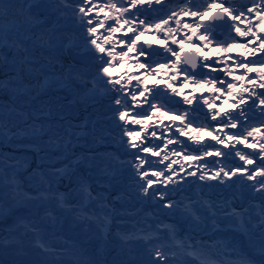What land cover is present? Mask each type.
Wrapping results in <instances>:
<instances>
[{"label": "snow or ice", "instance_id": "6c2138e0", "mask_svg": "<svg viewBox=\"0 0 264 264\" xmlns=\"http://www.w3.org/2000/svg\"><path fill=\"white\" fill-rule=\"evenodd\" d=\"M217 5L219 10L209 17ZM48 10L56 17L51 26ZM185 17L189 20L184 21ZM61 19L79 34L81 43L74 48L83 49L82 68L65 79L84 86L91 83L109 101L107 121L112 127L104 128L103 134L97 132L95 122L91 128L74 123L63 106L31 103L39 92L33 96L31 91H20L23 73L43 70L36 68L37 51L53 71L59 63L56 53L63 50L66 31L59 25ZM233 32L248 39L240 43ZM148 34L151 39L145 38ZM234 46L241 50L237 57L213 59L230 53ZM185 48L191 50L185 52ZM125 65L129 71L114 75V69L123 70ZM133 69L135 74H130ZM0 76V91L27 95L31 109L16 112L11 108L6 113L9 106L0 105V139L28 137L29 143L19 147L37 154V169L46 161L51 163L53 151L61 165L47 172L33 170V177L39 175V186L32 194L16 176L17 170L28 166V157L0 152V224L13 225L7 236L0 235V250L14 244L18 256H25L16 233L23 229V235L39 236V232L35 221L21 212L40 205L45 217L55 221L49 202L70 211L77 220L94 224L99 242L97 249L86 254L67 241L57 247L38 239L39 259H19L14 264H225L217 257H228L227 264H264V0L239 5L232 0H0ZM12 113L24 118L23 132L8 130L5 121ZM170 115L175 120L166 122ZM114 132L123 156L131 159L111 157L105 171L128 174L138 196L156 207L157 225L139 229L143 235L117 231L115 238L127 251L123 258L109 260L105 252L113 236V220L107 213L87 210L90 202L100 203L101 209L107 205L103 194L94 195L81 174L83 167L97 166L100 158L92 147L86 152H78L77 147H87L89 137L92 143L109 137L115 140ZM205 133L214 143L204 141ZM237 145L256 151L245 152ZM221 157L223 161L215 159ZM236 157L243 161L239 166L231 163ZM218 163L223 166L217 167ZM238 176L235 182L259 203L248 207L242 203L237 210L232 200L206 199L204 185H198L211 180L231 188L229 181ZM192 185H198L195 197L190 194ZM61 187L65 190L60 191ZM160 213L182 217L183 222L161 229ZM219 219L228 228H221ZM209 220L213 233L230 229L242 234L245 242L228 235L204 239ZM134 240L142 242L138 253L131 247Z\"/></svg>", "mask_w": 264, "mask_h": 264}, {"label": "bare ground", "instance_id": "6f19581e", "mask_svg": "<svg viewBox=\"0 0 264 264\" xmlns=\"http://www.w3.org/2000/svg\"><path fill=\"white\" fill-rule=\"evenodd\" d=\"M53 2H59V0H53ZM249 2L250 0H232V3L236 5L249 4ZM154 7L158 6L154 5ZM51 12L52 10H48L47 18L49 20V26H51L53 23H56V17L51 15ZM183 19L184 21L189 20L188 17ZM59 25L65 28L66 31L63 34V50L56 53L60 57V60L59 63L56 64L55 70L53 71L52 69L46 67L47 61L45 60L44 56H42L41 53L37 51L35 53V58L39 60V63L36 65V68L41 69L43 67V70L23 73L20 77L22 81L20 91L22 93L31 91L33 96H36L37 92H39L38 99L31 101V103L38 106L41 102H48L57 109L63 106L66 113L70 112L72 114L74 123H87L89 128H91L92 123L95 122L97 132L103 134L102 130L104 128L112 127V125H110L107 121L109 101L104 97L102 92L93 89L91 83L84 86L81 85L79 81H76V83L73 84L65 79V77L69 75L74 76L76 71L80 70L81 67L67 62L63 51L66 47L77 50L74 48V45L76 43H81V41L78 39L79 34L75 32V30L70 25H65L63 19L59 21ZM240 26L242 29L245 27V25ZM225 35H227V33H225ZM232 35L236 36L237 41L240 43H243L246 39H248L239 37L235 32H233ZM145 38L151 39L152 34H148ZM143 39L144 38H142V40ZM81 50L83 49L78 51ZM184 50L188 52L191 49L185 48ZM240 51L241 50L238 47L234 46L230 53H220L213 57V59L219 58L223 60L225 55L237 57ZM44 55L46 56L47 53ZM249 59H251V57H249ZM3 71L7 72L10 71V69H4ZM125 71H129L128 65H125L123 70L119 68L114 69V75L116 73L123 75ZM135 72L136 70L133 69L130 74H135ZM0 78H3V76H0ZM157 79H159V77H157ZM65 85L68 86L65 87ZM186 91H190V89ZM204 95H209L206 89L204 91ZM176 99L180 98L177 97ZM29 102V97L27 95H20L18 97L13 91H0V105L9 106L8 109H6V113L11 108H15L16 112L21 110L30 112L31 109L27 106ZM217 103L219 104V101ZM205 111H207L206 106ZM23 119V117L17 116L16 113H12L5 121L8 124V130H10L11 133L23 132L25 130ZM173 120H175L174 115H170L166 118V122ZM179 123V121H176V124ZM225 131L230 130L225 129ZM262 132H264V129H262ZM113 135L117 137L115 140L109 137L103 142L96 143H92V138L89 137L87 147H77L78 152H86L88 147H92L96 149L95 154L100 158L97 161V166H94L91 169L83 167L81 169V174L91 184V190L93 191L94 195L96 193L103 194L102 202L107 205V207L101 209L100 203L90 202L87 210L89 212L95 211L98 214L101 212L107 213L113 220V236L109 238L110 242L105 252V255L109 260H112L113 257H116L117 259L123 258L121 254L127 251V249L121 245L119 240L115 238L117 231H119L121 234L131 233L134 235H143V233L139 232V229L143 228L145 230H149L148 226L150 224L153 226V228L157 225L156 207H154L151 202L145 201L142 197L138 196L134 188L131 186V180L128 179V174L126 172L116 171L114 174L110 175V168L108 171H105V168L108 165V161L111 157L119 156L123 160L131 159L130 157L123 156L124 150L119 144L118 133L114 132ZM256 139L259 140L260 137L257 136ZM251 140L252 138H249V142H251ZM204 141L214 143V141H211V138L207 135V133L204 134ZM20 143H29V138L25 136L4 137L0 139V152L20 157H28V166L21 167L19 170H17L16 176L18 182L23 185L25 191H31L32 194H35L34 187L39 186V175L33 177V170H37V173H39L40 171L47 172L53 167H60L61 165L56 160V157L59 154L55 151L51 152V163L46 161L39 169H37V163H39L37 154L28 148L19 147ZM14 144L17 146L14 147ZM84 144L85 142L81 141V145ZM237 147L243 148L245 152L256 151V149H248L242 145H237ZM40 155H43V153ZM145 155L150 156V154ZM150 158L158 159L156 157ZM206 159L211 161L214 158L207 157ZM215 159L223 161L222 157ZM231 163L239 166L243 163V161H240L239 158L236 157L231 160ZM221 166H223L222 163L217 164V167ZM248 167L251 168V165ZM187 179L191 181L195 178L188 177ZM238 179L239 176L233 177L232 181H229V183H232L231 188L227 187L226 184H219L218 182L211 180L199 181L198 185H204L203 193L205 194L206 199L215 202L232 200L233 206H235L237 210H240V205L242 203L245 207H248L249 203L253 205L259 203L258 200L252 199L244 186L235 182L238 181ZM245 183L251 182L245 181ZM198 185L191 186L190 194H192L194 197L199 190ZM208 185H211V187H208ZM64 190V187L60 188V191ZM49 206L53 209V215L56 216L55 221L45 217V209L40 205L33 206L30 210L21 212V215L25 216L28 220L35 221L39 236L32 232H28L27 235H23V229H21L19 233H16L17 238L23 241V246L26 244H32L29 246V248L24 247L27 254L20 259L27 261L28 259H31V257L39 255V249L36 247V242L38 239H40L41 242H54L57 247L62 246L64 242L67 241L69 244H74L81 251H85L86 254H91L99 247V242L96 239V229L94 224L91 222L75 219L74 215L70 211L58 209L55 202H49ZM226 210L230 211V209ZM159 220L163 221V223L159 225L161 229H164L166 225H172L177 221L181 223L183 222L182 217H168L164 216L162 213L159 214ZM218 223L220 224L221 228H228L227 222L225 220L219 219ZM207 224V229H205V231L202 233L204 239H208L209 236L213 235L216 237L228 235L241 243L245 242L244 237L240 233L233 232L230 229L226 232L213 233L211 221L209 220ZM12 227L13 225L11 224H0V235L7 236ZM184 227L187 228L188 226L184 225ZM130 243L131 247L136 253L141 250L142 242H136L134 240ZM10 245L5 249L0 250V260H3L5 264H14V261L19 259L14 258V256H11L8 253L11 248ZM37 258L39 259L38 256ZM217 259L223 260L225 264H227V260L229 258L217 257Z\"/></svg>", "mask_w": 264, "mask_h": 264}, {"label": "water", "instance_id": "95a60500", "mask_svg": "<svg viewBox=\"0 0 264 264\" xmlns=\"http://www.w3.org/2000/svg\"><path fill=\"white\" fill-rule=\"evenodd\" d=\"M239 1H246V0H239ZM65 3H70L71 0H64ZM219 5H217V8L213 10V12H210L209 13V17H211L215 11H218L219 10ZM207 22V21H206ZM226 33V32H225ZM185 51V50H184ZM64 56H65V59L73 64V65H76L78 67H81L82 68V65L80 64V58H81V55L83 53V50L81 51H78V50H74L72 48H69V47H66L64 49ZM186 52V51H185Z\"/></svg>", "mask_w": 264, "mask_h": 264}, {"label": "rangeland", "instance_id": "374dc122", "mask_svg": "<svg viewBox=\"0 0 264 264\" xmlns=\"http://www.w3.org/2000/svg\"><path fill=\"white\" fill-rule=\"evenodd\" d=\"M32 244H26V245H24V247H27V248H29V246H31ZM10 250L8 251V253L11 255V256H14V258H21V256H18V254H17V251H16V247H15V245L14 244H11L10 245ZM39 251V250H38ZM30 255V254H29ZM37 256L39 257V255H35V256H33V257H31V259H28L27 261H32V260H36V259H38L37 258ZM24 256H22V258H23ZM19 259H17V260H19Z\"/></svg>", "mask_w": 264, "mask_h": 264}]
</instances>
